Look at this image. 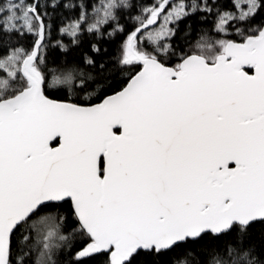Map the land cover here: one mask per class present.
<instances>
[{"label":"snow or ice","instance_id":"6c2138e0","mask_svg":"<svg viewBox=\"0 0 264 264\" xmlns=\"http://www.w3.org/2000/svg\"><path fill=\"white\" fill-rule=\"evenodd\" d=\"M92 261L264 264V0H0V264Z\"/></svg>","mask_w":264,"mask_h":264},{"label":"trees","instance_id":"16d2710c","mask_svg":"<svg viewBox=\"0 0 264 264\" xmlns=\"http://www.w3.org/2000/svg\"><path fill=\"white\" fill-rule=\"evenodd\" d=\"M141 2V0H137V3L139 4ZM144 2H151V0H144ZM89 13H91V10L89 9ZM69 15V19L74 18V14H68ZM133 15H135V13H133ZM60 19H64L65 23H68V19H65V13L61 12L59 14ZM124 22L127 23L128 28L130 29L132 26V21L131 19L125 15L124 17ZM212 26V20L211 18H209L208 23L205 25V29H211ZM186 35V30H182L180 32V37L178 40V43H180L181 45L184 46L185 51H195L196 50V44L197 41L199 39V34L198 33H192L187 40L184 39ZM210 35H214V32H210ZM125 38V34H120L116 37L113 38H108L107 36L104 37V40L101 42L100 46L102 47V49L106 50L105 55L103 57L104 61L106 62H112L114 63L117 59V57L119 56V46L121 44V42L123 41V39ZM55 39L61 40L64 44L68 45L69 47V55L72 58L75 59H80L82 58L84 55L87 54H91L90 53V44L92 42H94L92 40L91 37L89 36H85L83 39L82 44L77 47L75 45H72L69 43L70 41V37L68 36H60L59 34L55 35ZM55 41H53L54 43ZM138 70V69H136ZM127 80V73H119L116 74L115 70L113 69V74L110 75L108 81H107V85H110V87L108 88V92L106 94H111V92L113 90H119L125 83ZM107 85H105V87H107ZM103 94V88H101L99 90V92L93 96V98L91 99V103H97L99 102V96ZM52 98L55 99H63V96H53ZM69 251L70 249H65L64 250V261H67L70 259L69 256ZM91 264H95V261H92Z\"/></svg>","mask_w":264,"mask_h":264},{"label":"water","instance_id":"95a60500","mask_svg":"<svg viewBox=\"0 0 264 264\" xmlns=\"http://www.w3.org/2000/svg\"><path fill=\"white\" fill-rule=\"evenodd\" d=\"M98 103V102H97Z\"/></svg>","mask_w":264,"mask_h":264}]
</instances>
